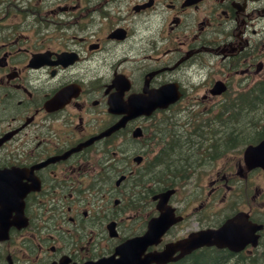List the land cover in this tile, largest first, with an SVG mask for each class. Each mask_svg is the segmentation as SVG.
Listing matches in <instances>:
<instances>
[{"label": "flooded vegetation", "instance_id": "1", "mask_svg": "<svg viewBox=\"0 0 264 264\" xmlns=\"http://www.w3.org/2000/svg\"><path fill=\"white\" fill-rule=\"evenodd\" d=\"M218 80L227 90L215 95ZM263 81L264 0H0V264H86L145 232L154 177L139 182L119 153L137 141L163 154L154 143L161 110L101 135L130 95L168 84L179 94L168 112H211L222 98L264 94L254 88ZM242 127L231 131L241 137L202 147L172 197L181 219L163 237L240 212L247 242L228 252L264 264V163L243 158L264 138V120Z\"/></svg>", "mask_w": 264, "mask_h": 264}, {"label": "trees", "instance_id": "2", "mask_svg": "<svg viewBox=\"0 0 264 264\" xmlns=\"http://www.w3.org/2000/svg\"><path fill=\"white\" fill-rule=\"evenodd\" d=\"M255 100L257 101L254 102ZM257 102H260L261 105L264 106V101L258 99V97L255 99H251L249 101L250 105H255V103ZM243 115L237 113L236 118L241 122L247 121L248 118L243 117ZM244 116L247 115L245 114ZM226 133H227L226 136L223 137L224 139L241 137V135H238L231 131ZM169 135L174 137V140L172 141V143H170L168 149L165 151L166 156L163 157L162 159L159 158L158 161H156L158 162L155 164L157 165V167L151 169L149 171V175H152L158 181L176 183L178 180H180L181 175L185 173L188 167H194V165L197 162L201 161L200 160L201 155H199L198 157L197 154H199L200 152L198 151L200 150V147L202 148L205 146V143L200 137H195L194 135L191 134L189 135L182 134L180 133V130L177 129L175 131L174 130L170 131ZM221 136H223L222 133H219L218 138ZM216 141L217 138L213 140L211 146L209 144L207 145V147L215 146ZM218 146L220 148L224 147L223 141L220 143L218 142L217 147ZM226 260H227V253L225 251L215 248H202L196 253L191 254L190 256L184 258L181 261L169 263V264H219V262L221 263L226 262ZM237 264H241V261H238ZM242 264L244 263L242 262Z\"/></svg>", "mask_w": 264, "mask_h": 264}, {"label": "water", "instance_id": "3", "mask_svg": "<svg viewBox=\"0 0 264 264\" xmlns=\"http://www.w3.org/2000/svg\"><path fill=\"white\" fill-rule=\"evenodd\" d=\"M163 99L164 97H161V99H158L154 103V106L156 104H160V102L161 104H164V102L168 101L167 98L165 100ZM131 102H132L131 105L133 107H139V108L147 107L146 106L147 102L143 100L142 98H138V96H135L134 98H132ZM119 124H121V121H119ZM116 126H118V124L113 125L110 129H113ZM169 192L170 191L167 190L159 194V200L157 202V207L161 211V213H159V215L156 216L154 220H151V224H153L154 226L155 241H157V238L160 236L163 230L171 222L170 215H169V212L166 206V199H167ZM199 233L200 234L198 233L192 234L189 237L182 239L180 242L177 241L174 244L166 245L165 249L161 251L149 253L143 259L134 260L130 256V258L126 261L121 260V259H117V260L106 259V260H103L101 264H149L150 262H155V263L160 264L170 259L179 257L180 254L177 255L176 257L171 256V254L176 249H181L182 253H184L190 250V248L201 245V244L216 243L220 246L222 245L232 246V244L237 243L241 235V233L235 227L229 225V223H224L217 230H203L202 232H199ZM144 238L146 239V242H147V234ZM150 240L152 239H149V241ZM130 247L131 245H129L128 247H125L128 250V253H129Z\"/></svg>", "mask_w": 264, "mask_h": 264}, {"label": "rangeland", "instance_id": "4", "mask_svg": "<svg viewBox=\"0 0 264 264\" xmlns=\"http://www.w3.org/2000/svg\"><path fill=\"white\" fill-rule=\"evenodd\" d=\"M262 95H263V94H262ZM262 95H259V99H261L262 101H264V95H263V96H262ZM260 96H261V97H260ZM262 98H263V99H262ZM256 101H257V100H256ZM257 103H260V102H257ZM257 103H255V105H261V103H260V104H257ZM236 126H243V124H238V125H236ZM221 133H222L223 136L219 137V139L225 137L226 134H227L226 132H221ZM218 134H219V133L213 135L212 138H213V139H216V138L218 139ZM204 143H205V146H207V145L209 144V142H204ZM202 149H203V148L200 147V150H202ZM180 195H181V194H179L178 197H179Z\"/></svg>", "mask_w": 264, "mask_h": 264}, {"label": "bare ground", "instance_id": "5", "mask_svg": "<svg viewBox=\"0 0 264 264\" xmlns=\"http://www.w3.org/2000/svg\"><path fill=\"white\" fill-rule=\"evenodd\" d=\"M251 95H252V94H251ZM263 95H264V94H263ZM263 95H262V96H263ZM257 97H258V99H259V96H257ZM257 97H256V98H257ZM260 97H261V96H260ZM262 99H263V98H262ZM254 102H256V100H255ZM252 107H253V108H254V107H258V105H251V108H252ZM178 110H179V109H178ZM244 115H245V114H244ZM244 115H243V117H247V118H248V116H244ZM219 133H221V132H219ZM210 138H212V136H211ZM223 139H224V138H223ZM219 140H220V139H219ZM197 143H198V142H197ZM187 144H188V143H187ZM201 144H203V143H201ZM188 145H189V144H188ZM188 145H187V146H188ZM196 145H197V144H196ZM208 145H209V144H208ZM194 146H195V145H194ZM199 146H200V145H199ZM201 146H202V145H201ZM192 147H193V146H192ZM205 147H207V146H204V148H205ZM224 147H225V146H224ZM203 150H204V149H203ZM198 151H200V152H199V154H200L202 150H198ZM199 154H197V155H199ZM198 157H199V156H198ZM178 169H179V168H178Z\"/></svg>", "mask_w": 264, "mask_h": 264}]
</instances>
